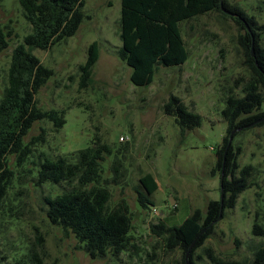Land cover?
I'll return each mask as SVG.
<instances>
[{"label": "rangeland", "instance_id": "1", "mask_svg": "<svg viewBox=\"0 0 264 264\" xmlns=\"http://www.w3.org/2000/svg\"><path fill=\"white\" fill-rule=\"evenodd\" d=\"M228 2L253 16L257 26H264V0ZM121 9L122 0H86L88 17L75 35L48 50H33L54 70L36 95L38 104L44 109H65L66 123L55 130L50 121L36 122L25 141L37 137L43 128L45 141L32 146V154L22 165H17L15 155L8 157L13 175L0 212V245L11 261L35 251L45 264H182V251L164 250V242L151 231V224L163 219L170 226L180 225L194 209L205 214L208 202L221 198V174L212 171L216 151L227 134L222 115L226 89L240 82V92L251 76L242 43L246 30L236 15L220 11L182 22L188 60L180 67L160 66L150 85L136 86L130 79L131 68L116 55L122 45ZM0 24L14 30L9 47L0 53L1 95L13 50L31 32V25L18 0H0ZM257 32L264 48V30ZM94 41L99 43V60L89 86L80 88L79 66ZM171 94L202 115L199 127L183 134L174 117L164 114L163 104ZM97 135L114 148L105 162V178L114 176V156L124 163L118 182L109 183L110 206L123 198L129 203L136 248L118 258L92 259L72 233L51 223L45 197L60 194L68 186L36 182L44 155L56 158L76 152L90 146ZM232 144L242 148L240 167L254 166V184L239 195L235 207L227 210L204 246L197 249L193 256L196 264H214L206 247L222 258L241 260L251 258L252 243L264 244V235L253 232L255 222L264 227V126L239 131ZM146 173L155 176L158 189L150 196L153 204L143 207L138 191Z\"/></svg>", "mask_w": 264, "mask_h": 264}, {"label": "trees", "instance_id": "2", "mask_svg": "<svg viewBox=\"0 0 264 264\" xmlns=\"http://www.w3.org/2000/svg\"><path fill=\"white\" fill-rule=\"evenodd\" d=\"M18 2L31 25V32L13 50L8 81L0 95V212L13 175L8 157L15 155L17 165H22L32 154V146L45 141L44 128L30 142L25 141L36 122L50 121L55 130L66 123L65 109H44L38 104L36 95L54 75V70L44 65L33 50H48L66 41L77 33L88 17L84 10L86 0ZM211 11L236 15V21L246 30L242 43L251 76L240 92L237 91L240 82L226 89L222 115L227 122V134L216 151L217 161L212 171L224 175L220 184L223 199H211L205 214L199 208L194 209L180 225L170 226L163 219L151 224V231L163 240L164 250L182 251V264H196L193 256L197 249L204 246L227 210L235 207L239 195L254 184V166L240 167L238 158L242 148L234 147L232 142L229 147L228 144L233 131L235 136L241 130L264 126V48L257 32V29L264 30V26H257L253 16L228 0H122L119 23L122 45L117 48L116 55L131 68L130 79L134 85L148 86L160 66L180 67L188 60L189 51L181 23ZM13 35L14 30L9 25L0 24V53L9 47ZM99 56V43L94 41L88 48L85 62L79 66L80 88H87L91 83ZM163 112L174 117L183 134L202 123V115L174 94L164 102ZM113 154L114 148L97 135L90 146L76 152L60 154L56 158L44 155L36 180L39 185L52 182L68 186L60 194L45 197L47 216L51 223L72 233L92 259L118 258L136 248L132 241L133 216L129 203L123 198L110 206L112 191L109 183L111 180L118 182L124 164L120 157L114 156L111 165L114 176L105 178V162ZM140 183L142 190L138 191V201L147 207L153 204L150 196L158 189V182L152 173H146ZM253 232L264 235L263 225L255 222ZM251 245V258L241 260L222 258L209 247L205 252L214 264H264V244ZM0 264L45 262L35 251L11 261L0 245Z\"/></svg>", "mask_w": 264, "mask_h": 264}, {"label": "water", "instance_id": "3", "mask_svg": "<svg viewBox=\"0 0 264 264\" xmlns=\"http://www.w3.org/2000/svg\"><path fill=\"white\" fill-rule=\"evenodd\" d=\"M234 133H235V131H233V132L231 133L230 141H229L228 147L230 146V144H231V142H232L233 134H234ZM223 177H224V175L222 174V175H221V182H222V180H223ZM221 199H223V192H221Z\"/></svg>", "mask_w": 264, "mask_h": 264}]
</instances>
